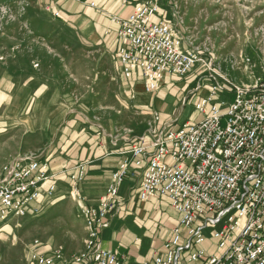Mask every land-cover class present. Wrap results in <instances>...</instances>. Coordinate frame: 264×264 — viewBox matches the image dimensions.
<instances>
[{"label": "built area", "instance_id": "1", "mask_svg": "<svg viewBox=\"0 0 264 264\" xmlns=\"http://www.w3.org/2000/svg\"><path fill=\"white\" fill-rule=\"evenodd\" d=\"M158 11L156 0H133L125 16H112L121 42L122 75L129 78L137 71L144 91L152 93L166 74L183 76L198 65L211 85L209 97L195 105L202 114L209 108L201 120L176 129L166 121L160 130L146 129L132 146L136 166L139 157L148 155L139 198L166 197L178 215L169 237L140 264H264V76L243 84L206 63L168 22L152 20ZM53 12L60 17L57 9ZM218 93H229L231 100L213 102L211 96ZM129 163L124 159L112 174L97 206L84 208L90 228L85 248L68 255L60 249L40 252L36 246L32 264H128L101 245L98 231L107 226ZM82 173L80 165L72 178L80 180ZM53 178L48 163L39 158L14 160L5 167L0 223L39 213L53 199Z\"/></svg>", "mask_w": 264, "mask_h": 264}, {"label": "rangeland", "instance_id": "2", "mask_svg": "<svg viewBox=\"0 0 264 264\" xmlns=\"http://www.w3.org/2000/svg\"><path fill=\"white\" fill-rule=\"evenodd\" d=\"M63 1L0 0V177L19 159L39 158L50 171H62L53 199L39 213L0 223V264H32L36 246L68 255L85 248L90 228L82 178L53 160L77 156L68 150L67 125L80 124L86 136L101 137L104 130L130 140L156 122V113H146L141 103L152 95L141 78L124 77L100 39L84 43L79 27L61 17ZM156 1L152 20L165 18L206 63L243 84L264 76V0Z\"/></svg>", "mask_w": 264, "mask_h": 264}, {"label": "crops", "instance_id": "3", "mask_svg": "<svg viewBox=\"0 0 264 264\" xmlns=\"http://www.w3.org/2000/svg\"><path fill=\"white\" fill-rule=\"evenodd\" d=\"M90 1L64 0L60 4L61 17L65 14L79 27L84 43L100 39L102 48L115 54L119 62L117 49L121 42L117 38V27L111 18L125 16L131 10L133 0H129L128 4H123L121 0H93L94 7L88 4ZM154 20L166 21L165 18ZM107 40L110 42L109 46H106ZM200 68L196 65L183 76L168 73L162 79L160 87L150 93L151 96L142 97L141 103L146 105V113H156V122L150 129L160 130L166 121L171 122L172 128L176 129L183 123L198 122L208 113V107L205 114L195 109L196 103L210 95L211 81L207 71H201ZM133 76L139 77L138 72L134 71L129 78ZM169 79L174 81V86ZM211 99L213 102L226 104L231 100V95L218 93L212 95ZM65 130L68 150L77 153V156L69 154L67 158H63L58 155L53 160L57 165L72 167L74 173L78 172L80 165L85 169L79 188L88 207L97 206L104 197L106 188L112 181V174L117 171L122 161L126 159L130 162L128 174L118 183V195L113 209L107 215V226L98 231V238L103 247L124 257L128 264H140L169 237L178 217L166 197L152 196L145 200L139 198L148 155L139 157L142 161L136 166V158L132 157L131 149L136 137L143 132L127 140L104 130L101 137L91 133L86 136V130H82L80 124L73 125V128L67 125ZM81 149L85 151L84 157L79 154ZM51 171L53 180L58 182L56 177L62 171ZM93 183L96 185L95 189L91 186Z\"/></svg>", "mask_w": 264, "mask_h": 264}]
</instances>
